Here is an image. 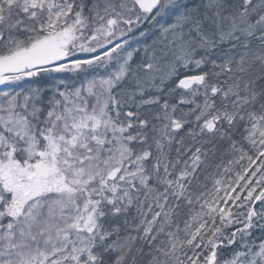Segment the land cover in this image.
I'll return each instance as SVG.
<instances>
[{
    "label": "snow or ice",
    "instance_id": "obj_1",
    "mask_svg": "<svg viewBox=\"0 0 264 264\" xmlns=\"http://www.w3.org/2000/svg\"><path fill=\"white\" fill-rule=\"evenodd\" d=\"M0 264H264V0H0Z\"/></svg>",
    "mask_w": 264,
    "mask_h": 264
}]
</instances>
